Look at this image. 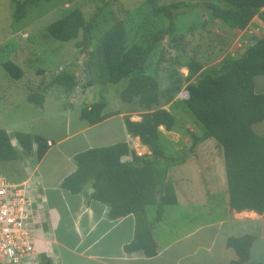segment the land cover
I'll use <instances>...</instances> for the list:
<instances>
[{"label": "crops", "instance_id": "1", "mask_svg": "<svg viewBox=\"0 0 264 264\" xmlns=\"http://www.w3.org/2000/svg\"><path fill=\"white\" fill-rule=\"evenodd\" d=\"M100 1L103 4L99 3V21L96 22L99 24V36L116 21L122 20L124 15L148 5L147 0ZM162 1L165 2L158 0V4L166 6L161 5ZM183 1L214 0L177 2ZM73 2L67 13L80 8L87 21L83 0ZM257 22L264 27V21L256 15L245 28L236 30L255 31ZM18 24L11 30H4L0 38V128L7 130L20 152L23 148L16 138L17 132L41 136L49 143L47 151L40 160L37 158L31 170L29 184L26 181L35 196L42 220L37 240L38 253L46 254L52 264H233L239 255L228 244L229 238L251 235L254 240L249 257L241 264L264 260V212H239L232 208L223 148L215 138L206 136V130L198 124L191 129L193 139L189 140L188 131L178 124L176 115L173 129L168 130L161 124L158 143L168 155L180 157L185 154L182 162L169 169L177 203L145 207V218L158 245L155 256H147L143 249L127 252L124 247L133 241L136 232L134 214L112 219L107 204L61 187L64 178L77 168L76 154L90 148L128 142L138 156L140 151L147 156L153 154L149 146L127 130L126 118H134L125 109L127 103L119 97L122 87L118 84L121 82H111L104 67L99 66V78L92 74L94 70L90 74L91 82L81 71L72 73L77 81L73 90L67 92L61 84L48 85L46 91L38 92L43 97L42 104L30 101L28 96L33 92L25 93L22 83H19L26 73L25 61L32 63V57L37 64L47 60L39 67L41 69L54 62L65 65L61 72L68 71L66 66L72 61L69 52L58 54L55 50L68 42H54L52 39H38L39 43L30 45L29 49H33L27 53L25 49L10 46L11 55L4 60L2 55L7 54L6 45L18 42L19 28L24 25ZM81 49L76 46L79 70L87 63L80 57ZM8 60L24 71L21 78H13L4 68ZM99 101L106 103L101 113L105 118L95 124L82 119V108ZM72 107L76 108L75 116H72ZM253 127L264 136V120ZM191 144L195 146L194 150L189 147ZM37 149L38 144L34 141L31 155L37 156ZM188 149L190 155L187 154ZM130 160L132 154L122 157V161Z\"/></svg>", "mask_w": 264, "mask_h": 264}, {"label": "trees", "instance_id": "2", "mask_svg": "<svg viewBox=\"0 0 264 264\" xmlns=\"http://www.w3.org/2000/svg\"><path fill=\"white\" fill-rule=\"evenodd\" d=\"M41 1L51 0H12L15 5L14 19L22 20L27 16L28 8ZM147 4L154 15H165L169 19L173 18L172 10L175 8L201 7L238 28L247 26L256 15L264 21V0L183 1L166 6H160L158 0H147ZM92 28L93 21L87 22L83 11L75 8L47 25L41 39L69 42L82 34L76 46L87 50ZM165 34L164 29L156 31L154 41L147 46L131 42L126 21L118 20L99 36L96 47L100 64L106 68L111 82L120 83L129 78L119 97L127 104L137 101L143 112L139 121L126 118L127 130L149 146L153 154L139 157L128 142L90 148L76 154V170L61 183L62 188L72 193H83L87 198L107 204L112 219L134 214L135 237L124 249L127 252L143 249L149 257L157 254L158 245L145 218V207L149 204L177 203L169 169L182 162L184 155H168L159 146L161 124L171 130L175 127L176 118L163 107L157 79L145 73H132L145 66ZM188 66L193 75L200 70L198 63ZM4 68L15 79L24 75V71L10 60L4 63ZM225 68L224 72L199 78L188 85L189 98L185 109L206 130V136L215 138L223 148L232 208L239 212L254 210L263 213L264 136L259 135L253 125L264 120V93L257 92L255 85L256 77L264 75V38L252 44L240 57L232 58ZM54 84L63 85L69 92L77 84L76 76L68 71L60 72L52 78L49 86ZM176 94L177 89L169 91L165 102L168 103ZM28 99L37 104L43 102L39 93L30 94ZM105 106V101L84 106L81 118L90 124L98 123L105 118L101 114ZM16 138L25 154L31 152L35 141L38 144V160L49 147L48 141L38 135L33 137L17 132ZM129 154H132V160L122 161V157ZM21 155L7 130L0 128V163L16 161ZM253 240L251 235L229 238L228 244L239 255L238 261L233 264L247 260ZM255 264H264V260Z\"/></svg>", "mask_w": 264, "mask_h": 264}, {"label": "rangeland", "instance_id": "3", "mask_svg": "<svg viewBox=\"0 0 264 264\" xmlns=\"http://www.w3.org/2000/svg\"><path fill=\"white\" fill-rule=\"evenodd\" d=\"M115 1L110 0L112 3ZM173 1L180 0H165V2L162 1L161 5H167ZM72 3H74L73 0L41 1L28 8L27 16L24 19L16 21L13 16L15 5L12 0H0V38L4 30H11L16 23H19L18 25L24 24L19 28L21 31L17 34L18 42L13 44L9 42L5 49L7 54L2 55V58L5 60L11 55L12 48L10 46L25 49L24 52L26 53L32 51L33 48L29 49V46H32L33 43L36 44L38 39L42 40L41 33L43 29L52 21L65 15L73 7ZM82 3L85 5L84 11L87 21H93L88 48L87 50L86 48L80 50V57L83 61H87L85 68L79 70L76 61V54H79L76 52V43L81 40L82 34L77 38L79 40H72L68 44L58 46L55 50L58 54L69 52L72 63L66 66L69 67L68 71L74 74L81 71L82 74L86 75V80L89 81L91 71L94 70L92 74L97 77L99 66H101L96 50L99 38V24L97 25L96 22L99 21V3L102 2L100 0H83ZM116 3L118 2L116 1ZM211 13L210 10L203 8L186 7L178 10L176 8L173 12V18L169 19L165 15H154L152 8L147 5L124 15L122 19L126 21L130 29L131 42L142 43L145 46L154 41L156 31L160 29L166 31L165 37L151 52L145 66L135 70L132 75L145 73L153 75L157 79L163 107L176 115L178 124H182L188 131L187 135L191 141L193 139L190 136L191 129L196 127L198 123L190 111L185 109L187 99L183 98L182 95L187 90L188 85L195 83L199 78L224 72L226 63L231 61L232 58L240 57L241 53L252 44L264 38V27L258 22L255 23V31L241 32L237 31L236 28L238 27L231 22L212 16ZM52 41L56 42L53 39ZM30 61L33 62L25 61L26 73L19 82L22 83L25 93L46 91L52 78L62 71V67L65 69V65L62 66L54 62L44 66L45 70L39 67L43 63L45 65L47 60L37 64L34 63L32 57ZM190 63L200 65V70L194 75L191 74L188 66ZM104 69L106 70L105 67ZM128 79L122 81L118 86L123 88ZM255 81L256 91L264 92V75L258 76ZM176 89L177 94L166 103L165 99H167L169 91ZM72 109V116H75L76 108L72 107ZM125 109L130 112L129 115L134 118L133 120L141 119L138 117L141 116L143 110L137 101L125 104ZM189 147L194 150L195 146L191 144ZM188 154L190 155V152ZM36 162V155H31V152L25 154L22 151V155L18 160L0 163V170L6 172L13 181H28L29 184L31 170ZM47 262L48 264L49 262L52 263L46 254L38 253L30 264H47Z\"/></svg>", "mask_w": 264, "mask_h": 264}, {"label": "built area", "instance_id": "4", "mask_svg": "<svg viewBox=\"0 0 264 264\" xmlns=\"http://www.w3.org/2000/svg\"><path fill=\"white\" fill-rule=\"evenodd\" d=\"M182 97L189 98L188 89ZM40 227L39 206L27 182L13 181L0 170V264L32 263Z\"/></svg>", "mask_w": 264, "mask_h": 264}, {"label": "water", "instance_id": "5", "mask_svg": "<svg viewBox=\"0 0 264 264\" xmlns=\"http://www.w3.org/2000/svg\"><path fill=\"white\" fill-rule=\"evenodd\" d=\"M190 152V150H187V154ZM134 163V162H133Z\"/></svg>", "mask_w": 264, "mask_h": 264}]
</instances>
